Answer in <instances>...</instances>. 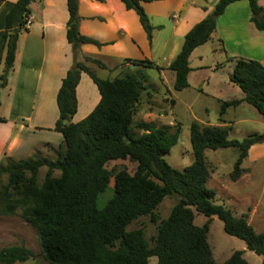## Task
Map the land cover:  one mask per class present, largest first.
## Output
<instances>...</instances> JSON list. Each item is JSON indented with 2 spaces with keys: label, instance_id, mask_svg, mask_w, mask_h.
<instances>
[{
  "label": "trees",
  "instance_id": "1",
  "mask_svg": "<svg viewBox=\"0 0 264 264\" xmlns=\"http://www.w3.org/2000/svg\"><path fill=\"white\" fill-rule=\"evenodd\" d=\"M31 1H13L4 15L0 89L5 86L12 67L18 33L26 29ZM120 1L126 9L135 12L150 41L152 26L141 6L149 0ZM233 1L236 0H217L185 32L178 52L167 65L173 73V89L188 85L190 52L210 38L216 17ZM247 3L249 21L255 29L264 30V8L257 0ZM65 6V39L73 62L55 94L57 117L52 130L61 135V141L54 148L53 158L5 157L0 165V215L18 213L33 227L45 264H146L150 256L155 257V264H248L238 249L232 250L221 263L213 259L206 241L210 216L218 218L222 231L241 240L244 248L260 256L264 264V229L254 231L245 213L234 215L229 208L214 202L215 191L206 185L209 170L203 154L206 149L235 148L236 157L228 173L234 181L241 174L240 165L247 149L264 142V132H250L237 140L227 137L222 124L191 120L188 133L192 161L181 170L173 168L163 156L176 141L179 126L169 131V126L151 121L132 122L141 93L145 91V77L129 71L112 78L97 76L87 62L101 68L104 64L80 55L79 46L101 43L78 32L77 0H65ZM78 55L82 59L77 60ZM230 59L233 66L228 80L239 88L241 96L219 102L218 121L222 122L227 107L244 102L257 111L264 123V65L249 58ZM129 61L158 69L146 60ZM81 72L94 83L99 99L83 118L70 121L76 110L75 86ZM1 121H4L2 117ZM114 159L133 162V170L107 169L106 163ZM40 167H45V171L37 183ZM110 177L111 195L98 208L96 197L107 188ZM171 195L176 200L167 216L156 222L150 245L140 227L126 229L139 216L149 214L153 222V210L164 197ZM195 213L207 217L200 226L193 223ZM31 256V250L21 244L0 247V264L24 262Z\"/></svg>",
  "mask_w": 264,
  "mask_h": 264
},
{
  "label": "crops",
  "instance_id": "2",
  "mask_svg": "<svg viewBox=\"0 0 264 264\" xmlns=\"http://www.w3.org/2000/svg\"><path fill=\"white\" fill-rule=\"evenodd\" d=\"M13 1L15 0H0V71L3 59L1 49L3 20ZM216 1L142 2L141 6L152 26L151 38L148 41L135 12L126 9L120 0H77L78 32L101 43L99 46L83 43L79 46V54L96 58L104 64L101 68L93 63H87L91 70L95 67L103 71V74H109L101 78L118 76L122 70L155 69L129 61L146 60L158 67L157 77L163 82L169 71L167 65L182 43L180 39L194 23L212 9ZM257 3L264 8V0H257ZM28 9L26 29L18 33L12 67L5 86L0 89V116L4 119L0 122V154L4 152L6 156L15 159L26 158L33 149L39 148L37 146L54 150L60 143L61 135L52 130L57 117L55 94L61 78L73 62L70 45L65 39L67 19L65 0H33L28 4ZM154 16H159L162 21L167 22H156L152 19ZM249 16L247 0L230 2L216 17L211 36L215 35L220 46L218 51L224 55L225 60L227 57H243L257 60L264 65V30L255 29L249 21ZM164 27L168 33L161 38L157 37L156 41L161 40L160 52L164 47L169 48V56L165 59L153 48L154 36L158 35L153 31H159ZM198 46L193 48L188 56V85V75L192 71L190 57L196 53L194 55L201 59V54L195 52ZM158 58L164 61L162 66L157 62ZM146 83H144L146 99L140 97L137 104L138 109L140 101L144 100L146 103L139 108L145 115V119L142 120L154 122L156 125L171 126L173 123L171 120L163 121L164 114H157V111L151 108L161 95L169 94L168 89L165 87L161 93L162 88L159 85L150 86ZM146 88L153 94L147 93ZM75 99L76 110L70 121L83 118L99 99L96 86L84 72L80 73L75 86ZM246 251L248 250L245 249Z\"/></svg>",
  "mask_w": 264,
  "mask_h": 264
},
{
  "label": "rangeland",
  "instance_id": "3",
  "mask_svg": "<svg viewBox=\"0 0 264 264\" xmlns=\"http://www.w3.org/2000/svg\"><path fill=\"white\" fill-rule=\"evenodd\" d=\"M152 19L156 22H167L166 20L162 21L159 16H154ZM153 32L158 34L154 36L155 47L153 48L156 49L157 52H160L162 44L161 40L158 42L156 41L157 37L161 38L162 35H166L168 31L166 27H164V29H160L159 31L154 30ZM215 38V35H210L207 41L197 47L198 49L195 52L201 54V59H198L194 55L196 53L191 55L190 66L192 71L188 75L189 85L183 89H173V73L170 70L167 71L166 77L164 76L163 82L158 79L156 69L138 68L129 70L133 73L139 72L142 74L145 77L147 85H159L162 88L161 93L164 91L165 87L169 91V94L165 96L161 95L158 101H156V104L150 105L151 108L157 111V114H164L163 116L165 117L163 121L167 122L171 120L173 122L172 125L169 126V131H173L177 125L179 126L176 141L163 156L164 160L170 166L178 170L188 165L193 158L188 133V124L191 120H196L201 124H222L227 129V137L237 140H240L250 132H264V123L261 116L252 106L244 102L234 107H227L221 116L223 123L218 121L219 102L239 98L241 96V91L228 80L233 62L230 57H227L225 60L224 55L219 53L218 49L220 46ZM180 42H182V38ZM168 50V47H164L160 52V55L164 56V59L169 56ZM80 59L82 58L78 55L77 60ZM157 62L160 66L164 63L161 58H158ZM87 63L92 64V62ZM197 65L200 66L194 68ZM92 68V70H94L93 72L99 77H106L105 75H109L106 73L103 74V71L98 70V68ZM124 71L127 70H123L117 75H122ZM147 89L148 88H146V90ZM147 93L153 94L149 89ZM156 96L157 95H155V97ZM141 97L144 100L146 99L145 92L141 93ZM144 100L142 102L140 101L136 113L133 114L132 122L145 119V115H143L142 111L139 109L146 105ZM150 103H152V101H150ZM164 107L165 109L163 110ZM165 125L166 124H164V126ZM3 131L5 132V130ZM133 131L134 133L137 132L136 129H133ZM43 132H45V130ZM37 147L39 148L33 149V152H30L27 157L46 155L53 158L55 156V150H49L42 146ZM203 154L209 170V178L206 185L214 188L216 192L213 199L214 202L229 208L234 215L245 213L246 220L254 231L263 230L264 142L254 143L247 149L246 156L240 165L242 168L241 174L234 181L229 179L228 173L231 171L233 161L236 157L235 148L219 147L214 150L206 149ZM5 157L7 156L4 152L0 154V165L4 163ZM120 167H124L127 171L131 172L134 168V163L126 159H114L106 163L107 169ZM44 171L45 167H40L38 169L36 175L37 183L41 181ZM53 175H57V171H53ZM1 178L2 181H4V176ZM111 185L112 177L109 178L107 188L96 197L95 203L98 208L102 207L105 201L110 197ZM175 200L176 197L174 195L164 197L152 212L154 215L153 222L150 221L149 214L139 216L132 220L126 226V229L140 227L143 231L145 241L150 245L152 237L155 234L156 222L167 216ZM206 219L207 217L203 214L195 213L193 223L200 226ZM206 241L209 245L211 255L217 263H221L232 250L238 249L242 250V255L248 264H262L260 256L255 255L251 251L245 252L244 244L241 240L222 231L221 221L215 216H210L208 219ZM19 244L30 249L32 256L24 262H16L14 264H45L38 248L33 227L24 221L18 213L13 215H0V247ZM242 246L243 248H241ZM155 263L156 259L154 256L148 257L146 264Z\"/></svg>",
  "mask_w": 264,
  "mask_h": 264
}]
</instances>
